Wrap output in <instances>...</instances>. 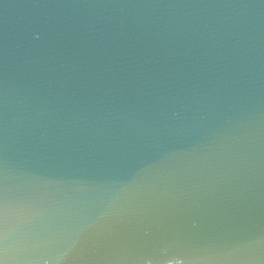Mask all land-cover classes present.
Returning a JSON list of instances; mask_svg holds the SVG:
<instances>
[{"label": "water", "instance_id": "95a60500", "mask_svg": "<svg viewBox=\"0 0 264 264\" xmlns=\"http://www.w3.org/2000/svg\"><path fill=\"white\" fill-rule=\"evenodd\" d=\"M0 264H264V0H0Z\"/></svg>", "mask_w": 264, "mask_h": 264}]
</instances>
